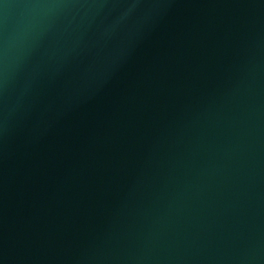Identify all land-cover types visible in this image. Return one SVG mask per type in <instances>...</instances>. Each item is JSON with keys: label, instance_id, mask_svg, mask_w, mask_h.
Segmentation results:
<instances>
[{"label": "water", "instance_id": "obj_1", "mask_svg": "<svg viewBox=\"0 0 264 264\" xmlns=\"http://www.w3.org/2000/svg\"><path fill=\"white\" fill-rule=\"evenodd\" d=\"M0 264H264V0H0Z\"/></svg>", "mask_w": 264, "mask_h": 264}]
</instances>
